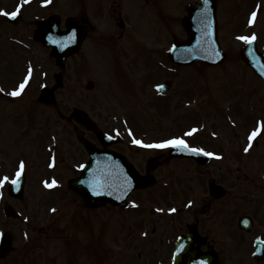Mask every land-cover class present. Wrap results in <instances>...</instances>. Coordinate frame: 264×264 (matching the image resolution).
Wrapping results in <instances>:
<instances>
[{"label": "rangeland", "instance_id": "374dc122", "mask_svg": "<svg viewBox=\"0 0 264 264\" xmlns=\"http://www.w3.org/2000/svg\"><path fill=\"white\" fill-rule=\"evenodd\" d=\"M254 2L255 0H250L251 5L248 4L247 12H244V14L240 16L241 21L238 23H235L233 21V15L229 14L227 12L228 10L223 9L224 26L222 28V41L225 50L229 54L230 59L222 68H217L216 70H214L215 74L212 78H209V72L203 71V73H206L204 80L207 83L212 84L215 89V91L213 92H216V96L219 98V104L222 107L226 103L230 102L232 92L229 90V88H226L225 91L218 90L224 87V83L219 76V74L221 73L227 72L230 76H232L229 77V80L233 82V86L237 85L238 82V85H240L241 88L250 90L253 99H257L261 96V85L258 78H254V76H252V74L250 73V76L243 74L240 71V68L245 71L247 70L244 68V65L239 62L240 60L237 57V50L238 47H240V42H236V35L239 34L240 27L243 28V33L250 32L249 34L252 33L258 36L259 47L261 51L264 52V13H261V15H259L255 19V22H248V24L251 25L250 30H247L245 27L247 16L249 17V19H251V10ZM176 3H180V0H171L172 6L169 9H175ZM240 5L244 6V2H241ZM169 9H167V13L171 17L173 15L174 27L179 30L178 22L176 19V16L178 14L175 13L176 10L170 11ZM235 61H237V64ZM48 64L49 63L47 62V65ZM73 67H75L74 70ZM104 68L105 65L102 69ZM105 72L109 73V71L107 70H105ZM75 74H77L78 76V84L76 88H73V86L71 85V81L72 77ZM191 75H196L195 71H193ZM86 77L87 75L86 70H84L83 61L80 59L78 60V62L76 61V59L73 60L69 64V69L65 77V84L61 90L60 96L58 97L59 102L57 106L59 112L61 113V127L59 126L57 127V129L61 130L65 135V146H67V144H71V142H69V137L71 134L70 131L76 129L75 123L70 122L69 120V122H67L66 118L68 119L72 109L76 107L86 110L89 114H95L97 119L100 120V123H102L104 120L111 122L115 119L122 123L123 118H125L129 121L130 125H133L138 130V133L140 135L147 137V141L160 140L166 138L167 136L169 138L170 136L180 137L183 134L182 132L188 129L191 124H197V121H187L197 120L196 118L189 117L192 116L191 112L185 113L183 112V110L176 108L174 111L177 112V116H175L172 110L167 111L164 109L162 111L165 112V115H163L165 120H163L159 117H156L160 114V109L154 108L153 110L144 112V114H146L144 116H151L150 120H154V124H150L151 126L147 125L143 123L144 121L147 122L146 117L134 116L136 114L142 113V110L139 108L142 105L140 104L137 97L118 94L116 92L108 90L107 98L109 100L116 99L118 100V103L120 105L130 109V111L127 110L128 115H124L122 113H120L119 116L115 114H109L110 110L106 108H100L101 104H97L98 102L101 103V101L96 102L95 97L86 92L84 86ZM250 77H252V79L254 80H252ZM190 82L194 81L192 79H189L187 81V84H189ZM191 90L194 93L200 91L197 88H192ZM219 91L223 92L220 93ZM239 93L242 92L240 91ZM94 94L95 96H98L99 89H97L96 92L94 91ZM48 112H52L53 116L52 122L48 123L47 121L46 125H50L51 127H53V121L57 117L55 108L44 110L39 120V126L43 125L46 114ZM64 115L66 118L63 117ZM195 115H197V113H195ZM178 119H180V121H178ZM54 124L57 125L58 122H54ZM78 128L79 132H81L84 137L88 138L90 134L81 127L78 126ZM10 139L14 141L19 140L18 137L14 136H11ZM6 149L8 150V154L12 159L17 160L18 158L22 157V154H20V148L16 144H13L9 149ZM80 152L82 153L80 156L81 159V157L85 154L82 150H80ZM146 154L147 152L141 151L138 154H134L133 158H135L136 163L139 164L141 161V157L145 156ZM28 157L31 158V155H28ZM183 165L173 164L168 167L159 169L156 174L159 178L158 182H163L162 179L166 178L168 173L173 171H175L179 175V177H183V175H186L184 173L186 172V170L183 168ZM61 167L63 168L57 170V173L59 175L58 177L60 178V181H58L59 185L64 182V175H71V170L67 171L65 170L64 166ZM39 171L40 170L38 169V172ZM44 175L45 173L40 175V178H42V176L44 177ZM48 175L50 176V174ZM35 176H37V172H35ZM49 176L45 177L48 178ZM211 176L216 177L220 184L227 183L228 177L223 175L222 172L220 173L218 171H215V169H212ZM242 178L244 180L245 176H242ZM34 179H36L34 175H30V181L29 176L27 178V197L22 201L20 210L23 213L24 217L26 216L25 213L30 215L29 224H31V229H34V231H37V233L41 235L39 237L40 241L49 239L54 242H45L43 244L42 251L38 253L39 249H36L34 247H30L29 249L27 248L23 251V248L25 249L27 247V243H23L24 238H18L17 243L15 244V253L11 255V258L5 264H41L37 255L42 259V264H144L142 262L143 260L149 261L147 260V258H149V255L145 253L146 248L154 250V239H157L156 236L155 238H153L150 234L149 237L153 238V240L146 244L141 243V241L144 239L139 238L138 231L143 228L144 223H147V227H152V222L154 221L156 230H158V227H161V230H158V233L155 234H157L160 238H163L161 237V232L165 231V234L163 236L166 235V229L163 228L166 226V222L163 220L164 218L159 216H153V219L150 218V210L149 208H147V205L149 206L150 204L155 202H164L161 204H166V206L171 202H167V190H163L164 188H161V185L156 186V188H153L152 191L133 196L132 199L136 201L138 198L142 201L143 205L145 204L143 206L144 208L140 210L134 211L131 205L130 208L126 210L105 208L100 210L87 211L83 210L82 208L83 202L81 198L75 196L66 184L64 188L58 191L45 192L42 190L40 184L38 185L39 177H37V187H33L31 185ZM202 179L205 180V178ZM237 184H242V182H238ZM171 186V190L174 191L177 196H182V199L183 197L186 198L191 189L197 191L203 190V186H197L189 178H186L183 181H174ZM235 186H233L232 189H235ZM236 199L238 201L240 200V197L236 196ZM8 200L11 201L12 199L8 198ZM12 201L14 202L16 200ZM35 203L39 205V211L34 206ZM224 203L228 205L229 200ZM1 206L2 205H0V207ZM52 206L54 207L50 208ZM166 206L160 207L166 209ZM174 206L177 208L181 207L175 204ZM246 207L249 208L252 212L254 211V209L251 208L250 205H247ZM36 211L37 216L41 218V221H39L35 217ZM90 212H92L94 215L90 214ZM136 214L142 215L137 219L134 217ZM143 215H145L146 217H144ZM147 218H149L150 220L148 221ZM26 226V223L21 224V227H23L21 231L25 230ZM40 227H43L44 229L49 228L50 231L43 230L45 232L40 233L38 232ZM11 230L16 234H20V223L15 224V226H13ZM32 238L33 237H31L30 239ZM163 246L169 247L166 243L163 244ZM138 247L140 249V252L137 253ZM139 253L141 254L139 255ZM150 264H156L155 256H152L150 258Z\"/></svg>", "mask_w": 264, "mask_h": 264}, {"label": "snow or ice", "instance_id": "6c2138e0", "mask_svg": "<svg viewBox=\"0 0 264 264\" xmlns=\"http://www.w3.org/2000/svg\"><path fill=\"white\" fill-rule=\"evenodd\" d=\"M29 0H24V3H28ZM45 2H50V0H45ZM23 5H21L20 7H17L15 11L12 12H3V15L5 16H12V17H16L19 13H20V8ZM256 12L252 13V21L254 22L256 19ZM67 41L72 42L75 39V32H72L69 36H67ZM240 40L244 41L246 44L251 45L256 39L257 37L255 35H251V36H241L239 37ZM251 52V49L249 50ZM29 77L31 76V69H29V73H28ZM27 81H25L26 83ZM25 83L20 84L19 88L17 90H14L11 92L12 96H18L21 94V92L24 90L25 87ZM0 91H2V89H0ZM260 131H264V122H262L261 124V128L257 129L255 131L252 132L251 136L249 137L250 140H254L260 133ZM189 135H191V133H189ZM136 144H143L142 141L140 140H134L133 141ZM146 147H156V148H165V147H169V146H173L175 148H178L180 150H189V151H193V152H204V149H196V148H190L189 145L187 144V142L184 139H170V140H166L163 141L161 143L158 144H154V145H145ZM251 147V144H249L248 148ZM248 148L245 149V151H248ZM205 155L208 156H213L215 155L214 153L211 152H204ZM83 167V166H81ZM24 171V163L21 162L20 166H19V171L16 173V178L12 179L10 182L11 184L15 185L19 182V178L20 176L23 174ZM10 178L8 176H4L2 179H0V187H2L4 185V183L9 182ZM55 183V181H53V184ZM52 185H49V187H51ZM172 211H175V209H172ZM245 223H247V221H244ZM2 235V234H0ZM204 264H206V262H204Z\"/></svg>", "mask_w": 264, "mask_h": 264}]
</instances>
